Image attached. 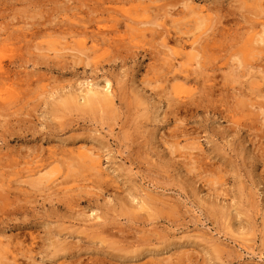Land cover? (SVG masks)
<instances>
[{"label": "rangeland", "instance_id": "374dc122", "mask_svg": "<svg viewBox=\"0 0 264 264\" xmlns=\"http://www.w3.org/2000/svg\"><path fill=\"white\" fill-rule=\"evenodd\" d=\"M0 264H264V0H0Z\"/></svg>", "mask_w": 264, "mask_h": 264}, {"label": "bare ground", "instance_id": "6f19581e", "mask_svg": "<svg viewBox=\"0 0 264 264\" xmlns=\"http://www.w3.org/2000/svg\"><path fill=\"white\" fill-rule=\"evenodd\" d=\"M259 41L262 42V38ZM107 92H108V90L106 89L104 94H103V96H102L103 97L102 99H106V97L108 95V94H106ZM101 93L102 92L93 91L91 89L87 90L86 93H85V97H84L85 102L88 103V104L93 103L96 98L100 97ZM103 101H105V100H103Z\"/></svg>", "mask_w": 264, "mask_h": 264}]
</instances>
